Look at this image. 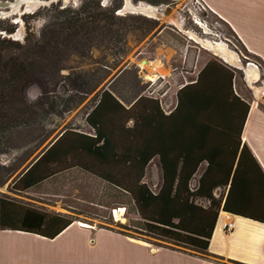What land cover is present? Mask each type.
Segmentation results:
<instances>
[{
    "label": "rangeland",
    "instance_id": "374dc122",
    "mask_svg": "<svg viewBox=\"0 0 264 264\" xmlns=\"http://www.w3.org/2000/svg\"><path fill=\"white\" fill-rule=\"evenodd\" d=\"M18 1L0 0V94H5V100L10 99V106L5 104L0 114V195L67 214L77 221L109 226L154 245L182 247L141 229L143 219L131 194L79 167L58 171L27 191L15 190L14 184L66 130L94 133L86 114L104 88L128 106L140 95H147L159 98L169 110L177 103L180 85L194 81L210 60H218L235 71L234 87L237 85L241 95L251 100L255 96L251 87L258 94L264 86L263 63L245 49L233 29L203 0H160V4L155 3L159 0H99L103 6L120 4L116 14L121 19H116L112 35L92 38L93 43H87L99 46L92 50L84 46V33L79 37L80 43L69 38H49L54 35L56 22L64 19L61 10H78L85 0H39L34 7L29 6L30 0ZM128 2L152 5L163 16L152 28L149 20L156 18L149 12L122 11ZM53 3L60 6L53 8ZM89 5L95 7L96 1ZM73 14L69 12V16ZM130 14L137 17L127 18ZM29 34L36 38H26ZM102 37L109 41L101 44ZM207 41L224 43L238 54L242 69L226 63ZM53 44L55 47H51ZM148 58L150 63L160 64L164 59L172 67H179L173 71L176 80L180 76L178 85L168 94L165 90L170 84L162 76L169 75L171 66L167 70L159 67L164 73L157 72L155 79H149L147 74L153 67L144 68L141 61ZM22 59L25 64L21 65ZM250 64H255L256 71L261 73L258 82H247L245 70ZM101 77L102 82L94 88ZM261 96L264 106V94ZM204 168L205 164L193 178L192 188L197 187ZM161 179L159 159L155 158L148 165L144 180L157 192ZM223 190H217L216 195ZM198 202L209 204L205 199ZM120 207L126 211L117 218L114 210Z\"/></svg>",
    "mask_w": 264,
    "mask_h": 264
},
{
    "label": "trees",
    "instance_id": "16d2710c",
    "mask_svg": "<svg viewBox=\"0 0 264 264\" xmlns=\"http://www.w3.org/2000/svg\"><path fill=\"white\" fill-rule=\"evenodd\" d=\"M90 1H96V6L91 7ZM120 7L103 6L99 0H85L78 10L66 7L61 10L64 19L56 22L49 38L80 43L84 33V46L96 49L99 46L87 43L115 32ZM149 21L152 28L156 26L157 19ZM30 35L26 38L33 37ZM103 37L101 44L109 41ZM24 62L22 59L20 64ZM234 78L232 68L210 60L194 81L178 90L176 106L169 113L159 98L140 95L126 106L111 90L102 89L86 114L94 133L63 132L19 177L15 190L27 191L58 171L79 167L129 192L143 219L141 229L190 251L207 253L220 211L264 223V169L242 141L251 106L236 93ZM101 82L102 77L94 88ZM4 95L0 94V114L5 104L10 106ZM155 158L162 170L157 192L144 180ZM204 164L198 185L192 188L191 182ZM219 189L224 190L217 196ZM199 199L209 204L199 203ZM74 221L67 214L0 195L2 230L55 238Z\"/></svg>",
    "mask_w": 264,
    "mask_h": 264
},
{
    "label": "crops",
    "instance_id": "0c3cea01",
    "mask_svg": "<svg viewBox=\"0 0 264 264\" xmlns=\"http://www.w3.org/2000/svg\"><path fill=\"white\" fill-rule=\"evenodd\" d=\"M203 3L233 29L245 49L264 65V0H203ZM232 52L234 60L222 57L223 60L232 67L242 69L241 57ZM160 61L158 65L166 70L171 66L164 59ZM250 65L245 70L247 82H258L261 73L256 71L255 64ZM178 68L171 66L169 75L162 76L170 84L165 95L178 85L180 76L176 80L173 75ZM181 73L186 78V72L182 70ZM253 87L255 96L251 100L241 95L237 85L235 91L251 106L242 141L250 147L264 169V106L261 99L264 86H261L263 90L259 88V95ZM174 107L164 109L169 113ZM229 223H233V227L227 229L226 224ZM88 224L83 226L75 220L55 238L0 229V264H264V223L223 210L220 211L207 253L154 245L109 226Z\"/></svg>",
    "mask_w": 264,
    "mask_h": 264
},
{
    "label": "bare ground",
    "instance_id": "6f19581e",
    "mask_svg": "<svg viewBox=\"0 0 264 264\" xmlns=\"http://www.w3.org/2000/svg\"><path fill=\"white\" fill-rule=\"evenodd\" d=\"M37 0H30L29 2V6H35L37 5ZM28 2V1H27ZM139 5V9L143 10L144 12L143 13H146V12H149L147 14L151 15L152 13H155L158 8L157 7H154L152 5H146L147 7L143 6L142 4H138ZM174 14V13H173ZM174 16V15H173ZM171 17V16H170ZM175 22V21H174ZM176 23V22H175ZM207 45L209 47H211L212 49H215L216 53L219 54L221 57L225 58L226 60L228 61H231V60H234V54L232 51H230L224 43H213V42H210V41H207ZM145 59L141 60L142 61V65L144 68H149L150 66L153 67L152 71L149 72L148 75V78L149 79H155V77L157 76L156 73L157 72H160V73H164L161 66H159L158 64H154L153 62L150 63L148 60H146L144 62ZM160 67V68H159ZM125 208L124 207H120V208H116L114 210V215H116L117 218H119L121 215H123L125 213ZM80 224L83 225V226H88L89 224L86 223V222H83V221H80Z\"/></svg>",
    "mask_w": 264,
    "mask_h": 264
},
{
    "label": "water",
    "instance_id": "95a60500",
    "mask_svg": "<svg viewBox=\"0 0 264 264\" xmlns=\"http://www.w3.org/2000/svg\"><path fill=\"white\" fill-rule=\"evenodd\" d=\"M54 0H49V1H44V3H49V2H53ZM23 2V0H19L18 3H21ZM37 3H39V0L36 1ZM41 2V1H40ZM132 5V6H131ZM139 5H133L132 3H127L122 11H126V12H130V13H136V12H140V13H143L144 11L139 9ZM163 16V13L158 9L155 13H152L151 14V17H154L156 19H161ZM146 60H144L145 62Z\"/></svg>",
    "mask_w": 264,
    "mask_h": 264
},
{
    "label": "built area",
    "instance_id": "2783aa9c",
    "mask_svg": "<svg viewBox=\"0 0 264 264\" xmlns=\"http://www.w3.org/2000/svg\"><path fill=\"white\" fill-rule=\"evenodd\" d=\"M232 227H233V223L226 224V228H227V229H230V228H232Z\"/></svg>",
    "mask_w": 264,
    "mask_h": 264
}]
</instances>
